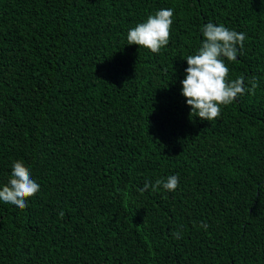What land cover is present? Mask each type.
<instances>
[{
    "label": "trees",
    "instance_id": "obj_1",
    "mask_svg": "<svg viewBox=\"0 0 264 264\" xmlns=\"http://www.w3.org/2000/svg\"><path fill=\"white\" fill-rule=\"evenodd\" d=\"M163 8L169 45H128ZM209 22L259 85L211 122L181 94ZM21 160L40 191L0 201V264H264V0H0V188Z\"/></svg>",
    "mask_w": 264,
    "mask_h": 264
},
{
    "label": "clouds",
    "instance_id": "obj_2",
    "mask_svg": "<svg viewBox=\"0 0 264 264\" xmlns=\"http://www.w3.org/2000/svg\"><path fill=\"white\" fill-rule=\"evenodd\" d=\"M173 16L172 8H163L149 15L146 21L129 29L127 44L160 54L170 43ZM201 31L203 39L198 50L186 58L188 67L185 69V78L181 81V94L191 109V117L211 122L220 118L222 107L233 104L247 93L254 95L259 85L255 77L247 84L244 76L229 79L227 62H235L243 54L245 33L211 22ZM161 186L165 191H175L179 186L178 176L171 175L166 180L157 179L154 184L146 182L139 191L142 195L149 188L155 192ZM39 191L40 185L32 178L29 168L22 160L16 161L12 165L8 184L0 188V201L24 210L28 207V201ZM60 215L63 217L64 213L61 212ZM200 227L207 230L208 225L202 222ZM172 235L176 239L181 238L178 232Z\"/></svg>",
    "mask_w": 264,
    "mask_h": 264
}]
</instances>
